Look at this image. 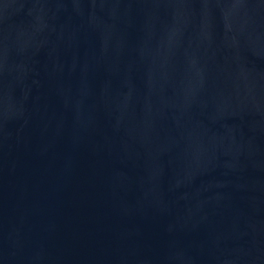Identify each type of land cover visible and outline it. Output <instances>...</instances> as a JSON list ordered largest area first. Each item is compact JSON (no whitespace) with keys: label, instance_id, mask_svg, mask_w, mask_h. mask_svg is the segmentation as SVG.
Segmentation results:
<instances>
[{"label":"water","instance_id":"obj_1","mask_svg":"<svg viewBox=\"0 0 264 264\" xmlns=\"http://www.w3.org/2000/svg\"><path fill=\"white\" fill-rule=\"evenodd\" d=\"M0 264H264V0H0Z\"/></svg>","mask_w":264,"mask_h":264}]
</instances>
